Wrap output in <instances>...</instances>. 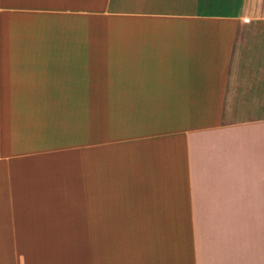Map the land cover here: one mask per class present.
I'll return each mask as SVG.
<instances>
[{
  "label": "crops",
  "instance_id": "1",
  "mask_svg": "<svg viewBox=\"0 0 264 264\" xmlns=\"http://www.w3.org/2000/svg\"><path fill=\"white\" fill-rule=\"evenodd\" d=\"M0 264H264V0H0Z\"/></svg>",
  "mask_w": 264,
  "mask_h": 264
}]
</instances>
